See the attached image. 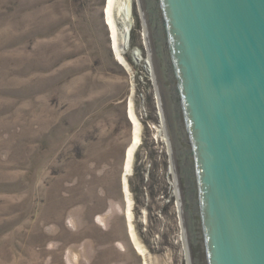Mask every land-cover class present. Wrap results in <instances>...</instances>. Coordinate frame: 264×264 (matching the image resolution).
Instances as JSON below:
<instances>
[{"label": "rangeland", "instance_id": "rangeland-1", "mask_svg": "<svg viewBox=\"0 0 264 264\" xmlns=\"http://www.w3.org/2000/svg\"><path fill=\"white\" fill-rule=\"evenodd\" d=\"M131 2L132 20L114 9L121 59L108 0H0V264H191L141 0ZM131 105L141 134L127 180L145 255L123 182Z\"/></svg>", "mask_w": 264, "mask_h": 264}, {"label": "water", "instance_id": "water-1", "mask_svg": "<svg viewBox=\"0 0 264 264\" xmlns=\"http://www.w3.org/2000/svg\"><path fill=\"white\" fill-rule=\"evenodd\" d=\"M191 264H264V0H141Z\"/></svg>", "mask_w": 264, "mask_h": 264}, {"label": "bare ground", "instance_id": "bare-ground-1", "mask_svg": "<svg viewBox=\"0 0 264 264\" xmlns=\"http://www.w3.org/2000/svg\"><path fill=\"white\" fill-rule=\"evenodd\" d=\"M119 1L122 2L121 3L122 4L121 5V9L125 13L126 19L132 20L131 19V12H132L131 11V6H132L131 5V3H132L131 1L132 0H108V6H107V9H106V13H107L108 23H109V25L111 27V30H112V33H113V39H114L116 53L121 59H123V54L121 52V42L119 40V31H118V27H117L116 20H115V15H114L115 5ZM129 29L130 28L128 27L126 29V31H125L124 39H127L126 36L128 35ZM123 43L126 46L127 45V40L123 41ZM150 56H151V53H150ZM151 60H152V57H151ZM152 65H153V61H152ZM161 108H162V106H161ZM130 115H131V118H132V120L134 122L135 135H134L133 144L127 150V159H126V172L127 173H125L123 182H124V190L126 192V197H127V201H128L127 214H128V220H129V226H130V230H131L132 240L135 243V245L137 246V248L139 249V251L143 255H145L144 246L139 242V240L137 238V234H136V232L134 230V227H133V222H132V217H133V214H132V198H131L130 191H129V188H128V180H127V175L130 173V171L132 169V164H133V159H134V152H135L136 146L138 145V143L140 141V134H141L140 121L138 120V118H137V116H136V114L134 112V109L132 108V105H131V108H130ZM166 130H167V128H166ZM168 138H169V136H168ZM168 141H169V144H170V140H168ZM174 171H175V167H174ZM175 174H176V172H175ZM186 240H187V238H186Z\"/></svg>", "mask_w": 264, "mask_h": 264}]
</instances>
